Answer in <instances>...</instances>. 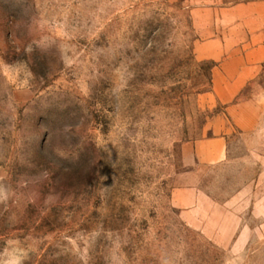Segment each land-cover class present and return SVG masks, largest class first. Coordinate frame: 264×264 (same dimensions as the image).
Listing matches in <instances>:
<instances>
[{
	"label": "rangeland",
	"instance_id": "rangeland-1",
	"mask_svg": "<svg viewBox=\"0 0 264 264\" xmlns=\"http://www.w3.org/2000/svg\"><path fill=\"white\" fill-rule=\"evenodd\" d=\"M17 261L264 264V0H0Z\"/></svg>",
	"mask_w": 264,
	"mask_h": 264
},
{
	"label": "crops",
	"instance_id": "crops-1",
	"mask_svg": "<svg viewBox=\"0 0 264 264\" xmlns=\"http://www.w3.org/2000/svg\"><path fill=\"white\" fill-rule=\"evenodd\" d=\"M196 148L199 159L208 162L221 159L223 154L222 140L219 139L201 141Z\"/></svg>",
	"mask_w": 264,
	"mask_h": 264
},
{
	"label": "clouds",
	"instance_id": "clouds-1",
	"mask_svg": "<svg viewBox=\"0 0 264 264\" xmlns=\"http://www.w3.org/2000/svg\"><path fill=\"white\" fill-rule=\"evenodd\" d=\"M16 264H22V261H17Z\"/></svg>",
	"mask_w": 264,
	"mask_h": 264
}]
</instances>
